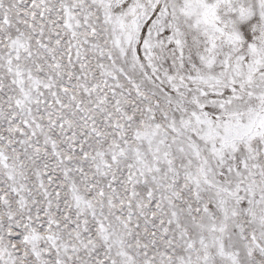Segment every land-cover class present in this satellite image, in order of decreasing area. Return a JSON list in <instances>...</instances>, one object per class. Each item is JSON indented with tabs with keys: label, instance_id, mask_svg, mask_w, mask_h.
Here are the masks:
<instances>
[{
	"label": "snow or ice",
	"instance_id": "6c2138e0",
	"mask_svg": "<svg viewBox=\"0 0 264 264\" xmlns=\"http://www.w3.org/2000/svg\"><path fill=\"white\" fill-rule=\"evenodd\" d=\"M0 264H264V0H0Z\"/></svg>",
	"mask_w": 264,
	"mask_h": 264
}]
</instances>
